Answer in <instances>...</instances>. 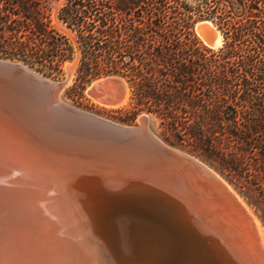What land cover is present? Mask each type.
Masks as SVG:
<instances>
[{"label": "trees", "instance_id": "1", "mask_svg": "<svg viewBox=\"0 0 264 264\" xmlns=\"http://www.w3.org/2000/svg\"><path fill=\"white\" fill-rule=\"evenodd\" d=\"M54 1L0 0V55L49 76L76 55L77 84L121 74L134 113L213 161L264 221V0ZM205 19L220 45L196 34Z\"/></svg>", "mask_w": 264, "mask_h": 264}, {"label": "bare ground", "instance_id": "2", "mask_svg": "<svg viewBox=\"0 0 264 264\" xmlns=\"http://www.w3.org/2000/svg\"><path fill=\"white\" fill-rule=\"evenodd\" d=\"M198 33L202 37L200 28ZM221 36L217 33L214 46L220 45ZM66 65L70 68V62ZM96 101L121 107L127 93L117 102ZM145 121L146 113L137 125H122L142 127ZM155 135L169 148L148 142L143 153L125 162L122 172L175 195L183 218L205 238L211 251L189 232L172 233L161 220L112 217L120 202L112 203L94 184H84L85 192L80 193L49 176L50 168L64 171L86 163L87 156L68 151L57 155L23 135L0 134L20 145L0 142V264H220L222 257L239 264H260L256 254L250 255L249 246L245 249L248 243L256 249V239L251 241L245 233L247 206L238 201L243 199L204 162ZM98 165L101 168L90 167L100 168L95 173L99 177L106 171ZM103 180L109 189L121 186L116 179L104 176ZM118 221L131 233L132 243L115 226Z\"/></svg>", "mask_w": 264, "mask_h": 264}, {"label": "water", "instance_id": "3", "mask_svg": "<svg viewBox=\"0 0 264 264\" xmlns=\"http://www.w3.org/2000/svg\"><path fill=\"white\" fill-rule=\"evenodd\" d=\"M202 22L199 28L204 43L214 46L218 30L210 20ZM65 83V78H50L21 60L0 57V134L23 135L33 145H42L57 155L68 151L87 156L86 163L64 171L50 168L49 176L67 189L80 193L85 192L84 184H94L112 203L120 202L119 210L112 217L140 216L161 220L172 233L189 232L211 251L205 238L183 218V207L175 195L159 185L136 182L129 173L122 172L126 169L125 162L143 153L148 142L169 148L150 128L149 115L146 113L142 127H126L99 118L59 96ZM128 91L126 79L118 73L98 76L86 87L93 99L108 102L121 100ZM98 164L105 166L106 171L99 177L95 174L100 172ZM96 165L100 167L97 170L90 167ZM104 176L121 181V186L107 188ZM229 258L222 257L219 263L239 264Z\"/></svg>", "mask_w": 264, "mask_h": 264}, {"label": "rangeland", "instance_id": "4", "mask_svg": "<svg viewBox=\"0 0 264 264\" xmlns=\"http://www.w3.org/2000/svg\"><path fill=\"white\" fill-rule=\"evenodd\" d=\"M63 0H55L54 1V13L57 9V7L62 3ZM200 23H202V20H199L195 23V32L198 35V37L203 41V38L200 36L198 33V28ZM66 30V29H65ZM66 32L72 37V33H70L68 30ZM219 34L220 32L217 31ZM204 42V41H203ZM221 44V43H220ZM0 57H2L0 55ZM6 58V57H4ZM10 59V58H9ZM17 60V59H16ZM70 62V68L66 64ZM74 63V64H73ZM76 66H77V56L72 60H65L64 63L62 64L61 71H59L56 75L54 76H49L46 75L50 78L53 79H66L65 85L61 88L59 92V96L65 100L68 103H71L83 110H86L88 112L94 113L96 115L102 116L104 118H107L109 120H112L117 123L125 124V125H137L139 123V117L147 113L149 115V126L150 128L167 144L178 148L182 151H185L186 153L198 158L202 162H204L206 165H208L211 169H213L218 175H220L235 191L236 194H238L239 198L242 200H238L239 203L243 202L247 208L252 212V215L249 213L248 209L245 208V205L241 204L243 208H245V211L248 213V222H247V229H246V235L248 236L251 241H254L252 237L256 239L255 241V247L253 249L254 244H246L245 246L247 250H249L250 255L256 254L257 259L260 261V264H264V221L261 219L263 212L261 211L260 207L257 206V204L251 203V200L247 194L242 188H240L234 179H231L225 172H223L213 161H211L209 158L205 157L204 155H201L197 152L191 151L187 149V147H183L182 145L178 144L176 140H174L171 136L168 135V132L165 130V127L160 123L159 119L156 117L151 116L148 112L145 110H141L137 113H134L131 105L129 104L130 100V91H128L127 95V101L120 106L117 107H111V106H106L103 104L98 103L95 99H93L87 92H86V87L91 82L94 78L98 77H93L89 81H87L84 84H77V79L76 77ZM41 73V72H40ZM43 74V73H42ZM45 75V74H44ZM103 75V74H102ZM101 76V75H99ZM163 137H166L167 140H164ZM0 142L3 144H11L12 146H20L18 143L14 140H11L8 137H1ZM25 155V154H24ZM116 225H119V229L122 228L124 234L123 236H127L132 243V235L129 232H126L124 230V224L122 222L118 221ZM115 228V227H114ZM205 233L206 230H204ZM253 235V236H252ZM244 244V243H243ZM244 244V245H245ZM242 245V244H241ZM258 246V247H257ZM251 247V248H250ZM252 249V250H251ZM258 250V251H257ZM261 251V252H260ZM254 252V253H253ZM252 253V254H251ZM253 255V256H254ZM259 255V256H258ZM255 257V258H256Z\"/></svg>", "mask_w": 264, "mask_h": 264}]
</instances>
